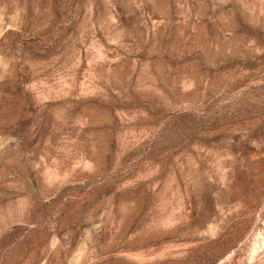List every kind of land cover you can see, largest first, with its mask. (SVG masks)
<instances>
[{
	"label": "rangeland",
	"instance_id": "1",
	"mask_svg": "<svg viewBox=\"0 0 264 264\" xmlns=\"http://www.w3.org/2000/svg\"><path fill=\"white\" fill-rule=\"evenodd\" d=\"M0 264H264V0H0Z\"/></svg>",
	"mask_w": 264,
	"mask_h": 264
}]
</instances>
